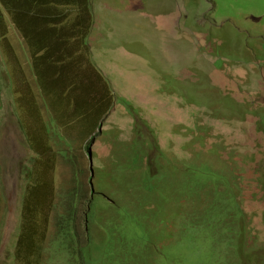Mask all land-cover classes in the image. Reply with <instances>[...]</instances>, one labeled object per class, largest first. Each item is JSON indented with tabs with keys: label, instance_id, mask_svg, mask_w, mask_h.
Listing matches in <instances>:
<instances>
[{
	"label": "rangeland",
	"instance_id": "rangeland-1",
	"mask_svg": "<svg viewBox=\"0 0 264 264\" xmlns=\"http://www.w3.org/2000/svg\"><path fill=\"white\" fill-rule=\"evenodd\" d=\"M88 2L95 27L74 31L71 39L77 47L91 36L84 64L89 59L86 64L96 73H88L85 65L84 73H39L50 72L58 60L39 61L25 42L26 31L14 24V10L0 0V264H72L48 249L53 218L63 212L61 194L73 187L74 171L81 202L96 199L99 191L113 192L123 208L130 202L140 206L137 197L146 195L139 209L158 208L146 213L152 221L156 217L148 223L156 225L155 244L163 251L179 244L175 257L196 247L209 264H241L248 251L258 255L255 264H263L264 0ZM62 21L66 26L78 21L77 13ZM39 27L33 39L44 42ZM75 87L80 92L74 94ZM98 100L105 107L89 140L80 117L88 110L76 106ZM137 146L144 162L162 168L157 194L131 185L145 168L118 175V166ZM29 168L45 198L33 218L31 245L17 244L26 224L22 201L31 202L26 193L35 183L31 173L30 179L25 175ZM202 168L210 174H199ZM130 186L135 194L121 195ZM238 206L246 231L237 221L231 223L233 238L223 224L216 231L208 228L206 223L223 220ZM109 207L98 203L91 222L96 244L104 235L102 223L117 218ZM213 210L218 214L206 221L205 213ZM83 212L79 207L76 217L81 233ZM192 223L194 242H184ZM147 258L151 264H169L154 251Z\"/></svg>",
	"mask_w": 264,
	"mask_h": 264
},
{
	"label": "trees",
	"instance_id": "trees-1",
	"mask_svg": "<svg viewBox=\"0 0 264 264\" xmlns=\"http://www.w3.org/2000/svg\"><path fill=\"white\" fill-rule=\"evenodd\" d=\"M7 1L8 6L14 10L13 16L16 17L14 19V24L18 30H22L23 28L27 27L28 25L38 26L43 25L45 28L53 25H61L66 21H62L64 17L68 14L67 12L61 11L58 7L61 4L66 6H74L77 9V19L75 21V25H84L85 32L89 30L92 24V20L89 21V13H87V6L84 5L83 0H2ZM11 1V2H10ZM42 4V6H39ZM40 7V9L36 10L37 13L33 10L34 7ZM84 16L88 19L84 21ZM91 18V17H90ZM81 20L82 23L79 21ZM88 20V21H87ZM72 23L73 21H69ZM69 26V25H68ZM66 25H62V28L57 26H53L51 29H48L47 32L54 31L55 28L57 31L55 33H61L63 36H70L72 32H68ZM55 39L60 37L54 36ZM57 78V76L55 77ZM54 87V85H53ZM48 94V93H47ZM90 103H85L87 105ZM95 105L104 106L102 101H98ZM100 123V122H99ZM100 127V124L95 127V130ZM94 132V131H93ZM88 133L86 136L91 140V134ZM89 144V142H88ZM86 146V149L88 147ZM140 147L137 146L129 159L126 163L118 166L119 176L123 178L125 174L124 169L130 170H139L141 168H145L143 170L144 175H140L139 178H134L131 185L139 184L143 186L141 192L147 194H157L159 193V181L160 176L162 175L161 167H154V162L147 159L144 162V157L139 155ZM88 151V149H87ZM159 157L162 158L160 155ZM139 168V169H138ZM206 168L201 169V173L199 174H210L209 170ZM191 173L194 175H198L197 171L190 168ZM128 172V170H127ZM30 173L32 174L31 179L29 178ZM25 175L31 181H34V185L29 187L27 194L30 197L31 202L25 203V200L22 201V207L24 211L22 212L21 218L23 221L26 222L25 225L21 228V235L19 236L17 244H23L25 240L29 245L32 244L33 236L35 235L34 226V215L39 210L36 211L37 208H42L44 201L43 193H42V183H39V178L33 173V171L29 168L25 170ZM199 176V175H198ZM73 180L75 181L73 187H71L67 192L61 194L60 198V206L63 209V212L55 213V217L53 218V227L54 232L50 237L49 241V249L57 251L59 256L66 260L68 263L71 262L72 264H151V260H147V256L151 254V252H156L159 255L163 256V260L167 259L169 264H209L200 252V250L196 247L190 248L188 253H183L184 250L182 249V255L176 256L174 252L179 249L176 248L179 244L170 243L168 246L164 247V251L155 244V240L158 235H153L152 229L155 224V218L152 221L151 216L147 215L146 213L152 212L151 210L158 209L155 205L153 208H145L140 210L139 208L141 205V200L146 195H141L138 198V203L140 206H137L136 203L130 202L127 203L126 207L121 208L119 203L115 201L114 196L115 193L109 192L107 194L102 193L101 191L98 192V197L95 199V195L89 198L87 201L81 202L79 201V197L82 195V189L80 185V180L78 173L74 171ZM120 187L122 189L126 188L122 185V180L119 182ZM193 188L195 184L192 185ZM48 188H51V185H47ZM94 190V189H93ZM137 192V191H136ZM47 194V193H46ZM102 194V197L99 196ZM130 194H135V188L130 186L127 190H123L121 195L128 196ZM27 197V196H26ZM28 199V197H27ZM102 199V200H98ZM163 200H165L163 198ZM107 202V205L113 208L114 212H117V218L115 220H108L106 223H102V227L104 229V235L101 240L96 244L93 241L92 235V221H96L94 215L96 214V210L98 207V203L100 202ZM110 201V202H109ZM109 202V203H108ZM79 204V205H78ZM110 204V205H109ZM83 207V216L82 225L84 226L83 233L77 230L76 225V217L78 208ZM109 207V208H110ZM145 207V206H144ZM208 211V210H207ZM218 214L216 210L209 212L208 214L205 213L206 221L210 219L213 215ZM244 218L245 215L243 214L242 210L238 209L236 211H232L227 213L224 216L223 220L217 218L214 223H206L208 228L213 230H218L222 224L225 227L228 236L234 237L232 233L233 229L231 228V223L233 221H237L240 223L241 228L243 231L246 229L244 225ZM162 223V222H161ZM196 223H192L188 228V236L184 238V242L187 240L191 243L194 242L191 239V229L195 228ZM159 225V223L157 224ZM246 231V230H245ZM34 235H30V234ZM159 238H163L162 235ZM176 244V245H175ZM27 247L28 245L25 244ZM31 250V246L28 247ZM37 249V248H36ZM238 255L242 254L241 248H239ZM209 254V253H208ZM207 254V255H208ZM244 258H241V264H255V256L256 254H250L245 252ZM208 257V256H207ZM147 258V259H146ZM264 264V261H263Z\"/></svg>",
	"mask_w": 264,
	"mask_h": 264
},
{
	"label": "crops",
	"instance_id": "crops-1",
	"mask_svg": "<svg viewBox=\"0 0 264 264\" xmlns=\"http://www.w3.org/2000/svg\"><path fill=\"white\" fill-rule=\"evenodd\" d=\"M89 0H83L82 3L84 2V5L86 4V8L87 13H89L91 15V13H93L94 11L92 9L89 8L90 4L88 2ZM104 8V7H102ZM39 10L40 7L35 6L34 7V11L35 13L36 10ZM63 12H67L68 14L70 12H74L77 13V9L76 7L74 8V6H65L62 7L61 9ZM93 24V28L95 27L94 23ZM91 24V26H92ZM64 25V23L62 24ZM61 23L58 25H53L51 24L48 27H44L42 25V28L39 27L40 32H39V38L41 40H45L44 42L42 41H35L33 38L36 36V33L34 32L35 27L37 26H32V25H28L27 27L23 28L24 31H26V39L25 42H27L28 45L31 46V49L34 51L33 53L36 52V56L39 57V61H43V64H49V59L52 60H58L56 64H54V62L50 65V72L48 69H43V71L40 69L39 73H84V65L88 66L89 72L88 73H96V71L94 70L93 66H89L86 63L88 62V60H86L85 64H84V60L85 57L84 56H90V54L88 55V51H91L90 48V42L92 41L91 36L89 35L87 37V39L85 40L84 44H79L77 47H75L76 40L71 39V35H75L74 31H79L81 33H83L85 31V27L84 25H75V22H72L68 27H66V29L68 30V32H72L70 34V36L66 35L63 36L61 33H55L54 31H57L55 28L53 29L54 31H51L50 33L47 32L48 29H51L53 26H57V28L61 27L62 28ZM69 32V33H70ZM28 35H30L29 37H27ZM81 35V34H80ZM54 36H58L60 38L55 39ZM76 38V37H75ZM79 38V37H78ZM82 41V39H81ZM40 42V43H39ZM43 49H45V52L43 53V57L40 56L43 52ZM38 61V62H39ZM41 65V63L39 64ZM56 65V67L54 69H52V67ZM97 73H99V71H97ZM81 76V75H80ZM79 76V77H80ZM54 89L55 93H59L54 87H52ZM72 92H74V94L80 92L81 87H75V88H71ZM70 90V88L68 89ZM67 90V91H68ZM66 91V92H67ZM53 92V93H54ZM65 92V93H66ZM65 98V97H64ZM76 98V96H75ZM56 99V98H55ZM99 101V100H98ZM61 103H63L64 105H66V102L64 100L59 101ZM79 110L78 111H87L83 114V121L86 124L85 127V132L84 134H88L91 133L93 131H95V127H97L100 123V114L103 113V109L105 107L104 106H99V105H95V104H87V105H80V102H78V106H76ZM84 123H82V126L84 125Z\"/></svg>",
	"mask_w": 264,
	"mask_h": 264
},
{
	"label": "water",
	"instance_id": "water-1",
	"mask_svg": "<svg viewBox=\"0 0 264 264\" xmlns=\"http://www.w3.org/2000/svg\"><path fill=\"white\" fill-rule=\"evenodd\" d=\"M88 158H89V160L91 162V154H90V152H88Z\"/></svg>",
	"mask_w": 264,
	"mask_h": 264
},
{
	"label": "clouds",
	"instance_id": "clouds-1",
	"mask_svg": "<svg viewBox=\"0 0 264 264\" xmlns=\"http://www.w3.org/2000/svg\"><path fill=\"white\" fill-rule=\"evenodd\" d=\"M88 152H89V150H88ZM92 176V175H91ZM92 178V177H91Z\"/></svg>",
	"mask_w": 264,
	"mask_h": 264
}]
</instances>
